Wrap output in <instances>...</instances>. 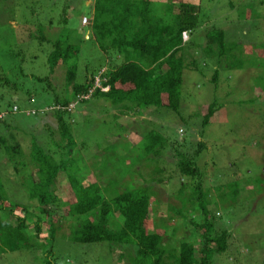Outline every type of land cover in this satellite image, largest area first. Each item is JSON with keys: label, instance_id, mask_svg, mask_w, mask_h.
I'll list each match as a JSON object with an SVG mask.
<instances>
[{"label": "rangeland", "instance_id": "374dc122", "mask_svg": "<svg viewBox=\"0 0 264 264\" xmlns=\"http://www.w3.org/2000/svg\"><path fill=\"white\" fill-rule=\"evenodd\" d=\"M157 1L154 2L156 6L166 2ZM171 1L176 5L199 6V23L205 21L188 38L190 43L186 53L196 60L197 66L184 68L178 112L160 107L143 109L134 115L129 112L125 116L119 107L103 105L99 99L76 102L70 109L72 112L64 114L63 119L69 123L75 143L73 157L77 172L86 178L87 184L97 182L106 188L107 199L123 190L150 186L156 195L151 201L152 211L144 228L161 235L166 231L161 248H167L172 254L181 242H193L197 249L200 248V231L203 229L197 225L201 222V204L207 208L214 231L224 230L229 235L227 251L214 255L212 264H264V92L263 79H260L264 76V66L260 63L264 59L251 53L253 47L260 52L257 47L264 44V0H229L232 8L228 0H170L172 4ZM95 2L0 0V77L24 86V78L15 77L20 74V67L39 78L50 76L46 55L56 41L67 42L78 49V82L83 80L85 69L105 65L109 54L99 51L98 45L102 43L96 38L95 28L90 27V23L81 26L82 17L94 20L93 26L103 20L95 11ZM244 5L248 7V15H255L253 19L240 17L239 10ZM210 25L224 32L226 43L242 46L245 56L254 54L251 60L239 56V67L229 70L224 59L198 56L205 44L204 32ZM40 26L45 41L29 39L28 36L33 37ZM54 78L53 86L60 96L63 91L62 67ZM26 85L32 94L29 98L20 89L13 91L0 85V111H5L10 103L18 104L27 112L54 111L52 94L45 91L44 83L31 78ZM211 104L216 106V112L202 128V117ZM51 112L36 116L12 114L0 125L2 129L9 127L8 132L13 134L21 149L15 156L0 151V194L7 198L4 206L8 203L20 206L14 215L27 220L30 231H33L34 222L39 221L42 226L40 241H32L35 245L32 249L0 254V264H45L47 261L50 264H128L126 259L119 260L122 251L112 247L115 252L111 253L107 243L79 245L70 242L66 238L70 234L69 219L56 224L58 232L52 243L51 257L47 259L49 223L39 214L36 200L28 194L30 175L37 180L36 164L30 163L29 151L31 143L37 142L46 152L53 156L56 153V161L65 154L57 152L55 144L65 145L66 141H62L58 122ZM150 131L162 138L159 151H152L147 160L142 157L143 163L135 166L134 161L143 156L142 148L137 145ZM4 138L12 145L9 137ZM198 143L205 145L195 159L201 174V195L193 193L190 189L193 181L180 175L175 156H171L173 152L177 155L193 153ZM17 159L24 162L20 164ZM17 165L18 173L15 171ZM72 167L74 171V165ZM144 167L160 169L162 174L150 181V172ZM65 170L67 172L68 168ZM181 185L189 187H184L185 191L181 193ZM54 188L61 202H74L68 194L66 173L57 175ZM62 208L56 210L58 215L65 216L67 206ZM187 218L195 220L194 224L190 225ZM55 220L53 218L52 222ZM11 222L15 224L13 219ZM108 226L113 230L120 229L122 218L113 215ZM194 227L199 233L193 232ZM196 256L199 260V255ZM173 261L168 258L164 264H173Z\"/></svg>", "mask_w": 264, "mask_h": 264}, {"label": "trees", "instance_id": "16d2710c", "mask_svg": "<svg viewBox=\"0 0 264 264\" xmlns=\"http://www.w3.org/2000/svg\"><path fill=\"white\" fill-rule=\"evenodd\" d=\"M155 1L159 2L157 0L113 2L96 0L95 11L103 17V20L94 26V20L88 21L90 27L95 28L97 40L102 43L98 45L99 51L104 55L109 54V57L106 58L105 65L98 66L97 69H85L83 80L79 82L77 81L78 49L67 42L60 41L52 43V48L46 55V63L52 77L39 78L31 71L24 72L21 67L20 74H16L15 77L24 78V86L22 83L17 85L10 79L0 77L1 86H8L13 91L20 89L28 98L32 95L26 85L28 80L32 78L44 83L45 91L52 94L53 106L59 108L49 112L58 122V132L62 141H66L65 145H61L60 142L55 144L59 150L57 152L65 153L63 157L56 161L54 159L56 153L53 156L51 152H46L37 145V142L31 143L29 151L30 163L36 164L37 180L30 175L32 181L29 184L28 194L32 200H36L39 214L49 223L47 239L50 247L46 251L47 259L51 257L52 243L58 232L56 230L59 226L56 224L66 219L70 221V234L66 237L70 242L79 245L107 243L111 253L115 252L112 247L119 248L118 250L122 251L119 254V260L126 259L128 264H164L168 258L174 260L173 264H212L214 255H221L228 249V233L224 230L214 231L212 222L208 220L207 208L201 204L199 208L201 222L197 225L203 229L200 231V248L197 249L193 242H181L173 254L167 248L162 249L166 231L161 235L148 232L144 228L152 211L151 201L155 197L150 186L143 185L140 188L123 190L107 199L105 198L106 188L103 189L97 182L87 184L86 178L77 172L76 160L73 157L75 143L69 130V123L63 119L64 114L71 112L67 110L69 105L76 102L85 103L94 98L101 100L103 105L108 103L115 108L119 107L125 116L129 112L134 115L148 108L162 107L174 113L179 110L184 68L197 66L196 60L186 53V47L190 43L188 38H191L196 29L205 24V21L199 23V6L193 7L180 3L176 5L171 1L172 5L170 0L156 6ZM228 5L233 7L229 0ZM247 8L245 5L240 8V17L253 19L255 15L250 12L248 15ZM210 26L204 32L205 44L201 47L198 56L201 54L206 55L207 58L212 56L224 59L229 70L239 67L237 65L240 62L237 60L239 56L247 61H250L254 54L256 58L264 59V44L257 47L260 52L255 51L256 48L253 47L251 53L254 54L245 56L242 46L239 47L232 42L226 43L224 32ZM28 38L42 41L44 36L41 26L33 37L29 35ZM88 39H90L89 35ZM186 61L187 64H185ZM260 63L264 66V60ZM59 67L63 68V91L60 96L56 94L53 86L54 76ZM260 79H263L262 91L264 92V76ZM14 107L17 109L16 112L13 111ZM215 107L214 104L208 106L202 117V128L209 123L216 112ZM16 113L25 115L27 111L20 109L16 103L8 104L5 111H0V125L4 123L6 116ZM3 129L0 127V151H4L7 155H19L20 146L16 143L13 134L8 132L9 127ZM4 137H9L12 145ZM161 141L162 138L158 134L153 131L148 132L137 145L142 148L143 156H138L134 161L135 166L142 164L143 158L147 160L152 151L158 150ZM196 146L193 153L177 155L173 152L171 156H175V166L180 175L193 181V185H190L193 193L201 195L199 192L201 174L196 167L195 159L205 145L198 143ZM17 162L22 164L24 160L21 159L20 162L17 159ZM72 165H74V171ZM18 167L19 165L15 170L17 173ZM66 167L67 172H65ZM144 168L150 172V181H154V176L162 174L160 169ZM60 173H66L70 189L68 194L74 200L71 204L61 202L55 194V179ZM135 175L138 177L136 172ZM139 177L141 178L140 175ZM184 187L189 185H181L179 192L185 191ZM6 199L4 194H0V254L21 249L30 250L35 246L32 241H40L42 226L39 221L34 222L31 227L33 231H30L27 220L14 215L15 210L20 206L15 203L4 206ZM64 206H67L65 216L58 215L56 208H64ZM23 211L26 212V209L23 208ZM113 215L122 218V226L118 230L110 229L108 226L110 217ZM53 218H56L55 223L52 222ZM12 219L15 224L11 222ZM187 220L190 225L195 222L188 218ZM74 225L77 226L74 227ZM194 231L196 234L199 233L195 227ZM175 232L176 229L173 234ZM196 255H199V260ZM45 264L50 263L47 261Z\"/></svg>", "mask_w": 264, "mask_h": 264}, {"label": "clouds", "instance_id": "9594fccd", "mask_svg": "<svg viewBox=\"0 0 264 264\" xmlns=\"http://www.w3.org/2000/svg\"><path fill=\"white\" fill-rule=\"evenodd\" d=\"M83 19H86L87 20V23L86 24H83ZM89 24V21H88V19L86 18V17H82L81 18V26H87ZM187 40V36H186V38H185V41ZM86 98V97H85ZM73 107L75 106V104H71ZM71 105H69L68 106V108H67V110L68 111H71L70 109H72V108H70V106ZM48 108V107H47ZM47 108H45V109H47ZM50 108H51V106H50ZM54 109H59L58 107H55ZM49 111H51V110H49ZM49 111H43V110H38V111H35L36 112V114L35 115H32L31 114V112H27L25 115L26 116H36L37 114H45V113H47V112H49ZM72 112V111H71Z\"/></svg>", "mask_w": 264, "mask_h": 264}, {"label": "built area", "instance_id": "2783aa9c", "mask_svg": "<svg viewBox=\"0 0 264 264\" xmlns=\"http://www.w3.org/2000/svg\"><path fill=\"white\" fill-rule=\"evenodd\" d=\"M86 23H87V20H86V19H83V24H86ZM72 107H73V106L71 105L70 108H72ZM13 111H14V112L17 111L16 107L13 108ZM31 114H32V115H35L36 112H35V111H32Z\"/></svg>", "mask_w": 264, "mask_h": 264}]
</instances>
